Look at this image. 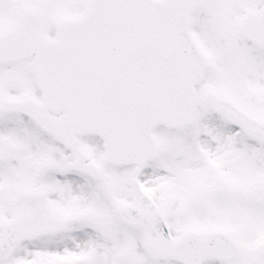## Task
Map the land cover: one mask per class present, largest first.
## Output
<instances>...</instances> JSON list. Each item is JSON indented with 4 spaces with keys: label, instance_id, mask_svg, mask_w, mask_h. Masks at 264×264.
Masks as SVG:
<instances>
[{
    "label": "snow or ice",
    "instance_id": "6c2138e0",
    "mask_svg": "<svg viewBox=\"0 0 264 264\" xmlns=\"http://www.w3.org/2000/svg\"><path fill=\"white\" fill-rule=\"evenodd\" d=\"M0 264H264V0H0Z\"/></svg>",
    "mask_w": 264,
    "mask_h": 264
}]
</instances>
